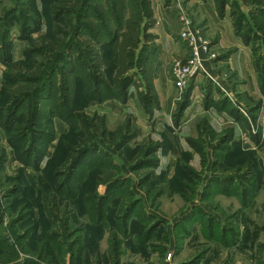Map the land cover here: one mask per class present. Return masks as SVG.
<instances>
[{
  "label": "rangeland",
  "instance_id": "374dc122",
  "mask_svg": "<svg viewBox=\"0 0 264 264\" xmlns=\"http://www.w3.org/2000/svg\"><path fill=\"white\" fill-rule=\"evenodd\" d=\"M189 1L164 0L189 16L202 67L178 85L174 66L192 54L178 34L170 102L148 111L136 86L99 100L79 81L70 104L74 22L52 20V0H0V264H264V4L233 0L248 43L229 5L218 14L240 40L223 47V22ZM115 59L112 42L111 82ZM11 84L26 100L10 121Z\"/></svg>",
  "mask_w": 264,
  "mask_h": 264
},
{
  "label": "trees",
  "instance_id": "16d2710c",
  "mask_svg": "<svg viewBox=\"0 0 264 264\" xmlns=\"http://www.w3.org/2000/svg\"><path fill=\"white\" fill-rule=\"evenodd\" d=\"M52 1L49 11L52 20L58 22L61 18L68 17L70 26H73L74 22V54H72L74 63L64 72L62 82V90H64L62 92H64L69 103L73 104L80 81L85 93L93 94L94 98L99 100L103 99L102 92L109 90L111 97L126 101L129 96V88L136 86L138 99L146 110L151 111L154 108H159V98L154 80L158 74L163 49L161 44L156 41L157 35L150 31L155 24L152 1ZM165 1L171 2V0ZM242 1L245 5L251 3L264 4V0ZM60 2L68 5H64L65 8H63L59 5ZM215 5L220 16L225 14L227 5L230 6L236 33L243 36L245 42L248 43L243 30L249 29L244 21V14L241 10H237L235 2L233 0H215ZM259 14L264 17V10H261ZM56 24L57 33L64 32L63 28L58 23ZM258 25L262 28L264 20H260ZM65 40L61 41V51H65L67 46ZM112 42L116 44V70L111 82L105 76L104 55L105 48ZM13 77L16 80L15 74ZM27 80H34V78L27 76ZM50 87L51 85L48 86V88ZM22 88L26 93H31L32 87L29 88L27 85V87ZM12 89V84L5 89L6 94L9 98L11 97V101H16V104L11 103L12 105L9 102V109L5 108L4 110L6 111V119L10 121L13 120L15 111L26 100L25 95L15 98L16 95H13ZM60 95L61 93L56 94L57 98Z\"/></svg>",
  "mask_w": 264,
  "mask_h": 264
},
{
  "label": "crops",
  "instance_id": "0c3cea01",
  "mask_svg": "<svg viewBox=\"0 0 264 264\" xmlns=\"http://www.w3.org/2000/svg\"><path fill=\"white\" fill-rule=\"evenodd\" d=\"M152 1V8L154 12V17L156 19V25L152 28V31L154 34L157 35L156 41L161 44L162 46V60L158 67V74L157 77L154 80V84L158 93L159 98V104L160 109H162V106L164 103L170 102L169 99V91L173 92L174 86L172 83L173 77H169L167 74V64L168 62L173 59L174 54H180V52L183 51V47L180 43L179 38L177 37L180 33L181 29V23L178 21L177 16H174L172 13V6L165 4L164 0H151ZM156 2L155 8L153 7V4ZM190 4H197L200 2V9L202 11L207 10L208 5V11L212 14L215 20H219L223 22L221 25L224 26L226 31V35H220V40L218 45H221L223 47H229L231 44H240V40L235 35V32L233 31V27L231 24V20H227L224 22L225 18L222 19L218 16V13L216 11V6L214 3V0H190ZM161 23V24H160ZM230 26V31L228 27ZM178 38V41L176 40ZM249 64V63H248ZM252 65V63H251ZM253 69V67H251ZM253 71V70H252ZM254 72V71H253ZM250 80H251V86H254V81L256 80L255 73H252L250 71ZM174 81V79H173ZM162 94L165 96H162ZM201 101V100H200Z\"/></svg>",
  "mask_w": 264,
  "mask_h": 264
},
{
  "label": "built area",
  "instance_id": "2783aa9c",
  "mask_svg": "<svg viewBox=\"0 0 264 264\" xmlns=\"http://www.w3.org/2000/svg\"><path fill=\"white\" fill-rule=\"evenodd\" d=\"M182 24L180 35L183 39L188 41L191 47V58L183 65L177 64L174 66L173 73L176 77L179 86H185L190 75L197 69L202 67V50L205 49V45L201 42V38L192 30L191 20L189 16L182 11V15L179 17ZM197 103H200V98H196Z\"/></svg>",
  "mask_w": 264,
  "mask_h": 264
}]
</instances>
